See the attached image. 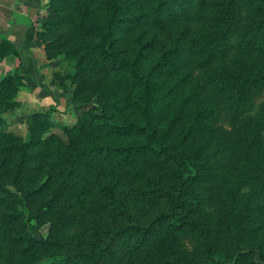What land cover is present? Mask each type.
<instances>
[{
    "label": "trees",
    "instance_id": "obj_1",
    "mask_svg": "<svg viewBox=\"0 0 264 264\" xmlns=\"http://www.w3.org/2000/svg\"><path fill=\"white\" fill-rule=\"evenodd\" d=\"M43 17L26 45L70 62L51 83L74 85L76 121L28 114L68 136L40 146L0 132V264H264V0H49ZM8 55L0 113L27 86L0 32Z\"/></svg>",
    "mask_w": 264,
    "mask_h": 264
},
{
    "label": "rangeland",
    "instance_id": "obj_2",
    "mask_svg": "<svg viewBox=\"0 0 264 264\" xmlns=\"http://www.w3.org/2000/svg\"><path fill=\"white\" fill-rule=\"evenodd\" d=\"M49 0H11L10 4H5L2 10H4V24L7 27L8 19L11 18V15L17 11L22 12L20 19L22 22L26 20L33 19L36 23V31L39 30V25L44 22L43 14L47 9V4ZM38 10V11H37ZM37 13V14H36ZM12 19V18H11ZM34 23V22H33ZM9 26V24H8ZM22 37L24 36L21 33ZM18 40V39H17ZM36 45L40 48L35 51L36 56V68L41 72V75L44 77V82L47 85L49 90L34 91L30 86L19 87V89H10L6 91V96L11 100H18L21 102V106L15 108L14 110H10L6 113H0V132H10L24 141H31L40 138L38 140L41 145V140H45L51 136L57 137L66 141L68 136L63 129L62 125H54L48 132H45L39 136V134L33 133L28 126L26 121V116L34 111L40 110H49L50 106H54L55 109L51 111V117L54 122L66 125H72L76 121V117L72 108V104L69 101V97L73 96L74 85L70 80H67L64 85L52 84L51 80L54 78L56 74H60L61 76H67L70 73H73L74 69L71 66L70 62L67 60H61V56L55 59H49L47 57V52L45 50L44 45L41 43L39 39H36ZM20 44V43H18ZM15 69V56L8 55L2 63H0V79L7 76L8 74H12ZM96 102V98L94 99ZM4 105L0 103V109L3 108ZM52 145L50 144V148ZM47 159L51 160V153L46 155ZM41 177L42 182L48 181V175L44 172ZM53 184L50 182L46 185L45 191H50ZM131 188V187H130ZM126 189H129V186H126ZM133 196V193L130 192V197ZM133 202V210L135 211L136 216H146L150 214L153 210H157L158 208L154 205L147 203L142 200H138L136 198H132ZM78 220H75V223L80 224L79 214L77 213ZM260 222V221H259ZM261 226H258L252 233L247 236L248 240H255L256 234L261 229ZM40 231L44 236H47L50 231V223H46L40 227ZM255 232V233H254ZM258 240V239H257ZM182 248H187L191 250L192 243L188 241H184L181 244ZM51 262L50 259L43 261L41 264H49Z\"/></svg>",
    "mask_w": 264,
    "mask_h": 264
},
{
    "label": "crops",
    "instance_id": "obj_3",
    "mask_svg": "<svg viewBox=\"0 0 264 264\" xmlns=\"http://www.w3.org/2000/svg\"><path fill=\"white\" fill-rule=\"evenodd\" d=\"M11 0H0V32L7 35L11 40L15 41L19 46L22 47V58H23V69L22 72L26 74L25 81L27 86H30L32 90L39 91L42 90H49L47 88L46 83L44 82V77L41 75V72L36 68V53L35 51L39 50L40 48L36 45L37 40L33 39L30 45H26V35L27 30L30 26L34 29L36 27L35 20L28 19L25 22H22L20 19L22 12L15 11L11 18L8 19V23L5 27L3 18L5 16L3 7L5 6L4 3L10 4ZM6 7V6H5ZM38 11V10H37ZM37 14V13H36ZM34 22V23H33ZM9 24V26H8ZM21 33L24 34L23 38ZM18 39V40H17Z\"/></svg>",
    "mask_w": 264,
    "mask_h": 264
}]
</instances>
